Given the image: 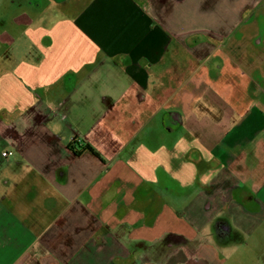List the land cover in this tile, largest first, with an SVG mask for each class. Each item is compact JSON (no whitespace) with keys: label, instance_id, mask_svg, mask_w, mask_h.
Listing matches in <instances>:
<instances>
[{"label":"crops","instance_id":"0c3cea01","mask_svg":"<svg viewBox=\"0 0 264 264\" xmlns=\"http://www.w3.org/2000/svg\"><path fill=\"white\" fill-rule=\"evenodd\" d=\"M12 1L0 264H226L264 222V0Z\"/></svg>","mask_w":264,"mask_h":264},{"label":"rangeland","instance_id":"374dc122","mask_svg":"<svg viewBox=\"0 0 264 264\" xmlns=\"http://www.w3.org/2000/svg\"><path fill=\"white\" fill-rule=\"evenodd\" d=\"M0 8L14 9L15 11L18 10L12 0H4V5L2 7L0 6ZM263 21L260 19V24L258 23V25H261L260 28L262 27L260 30L262 31V35H264ZM3 156L6 157L5 155ZM251 225H249L251 229L245 226L248 230H245L244 232L241 230H234L236 231V233L233 234L235 239H229L226 242V247L234 251L231 252L232 255L226 264H264V222L257 227V223L255 226Z\"/></svg>","mask_w":264,"mask_h":264},{"label":"built area","instance_id":"2783aa9c","mask_svg":"<svg viewBox=\"0 0 264 264\" xmlns=\"http://www.w3.org/2000/svg\"><path fill=\"white\" fill-rule=\"evenodd\" d=\"M3 154H4L5 156H8V155L13 154V151H11V150L4 151Z\"/></svg>","mask_w":264,"mask_h":264},{"label":"trees","instance_id":"16d2710c","mask_svg":"<svg viewBox=\"0 0 264 264\" xmlns=\"http://www.w3.org/2000/svg\"><path fill=\"white\" fill-rule=\"evenodd\" d=\"M91 149V148H90Z\"/></svg>","mask_w":264,"mask_h":264}]
</instances>
